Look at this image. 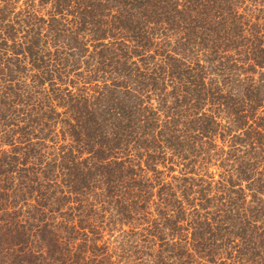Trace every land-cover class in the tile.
<instances>
[{"label":"trees","instance_id":"1","mask_svg":"<svg viewBox=\"0 0 264 264\" xmlns=\"http://www.w3.org/2000/svg\"><path fill=\"white\" fill-rule=\"evenodd\" d=\"M0 264H264V0H0Z\"/></svg>","mask_w":264,"mask_h":264}]
</instances>
